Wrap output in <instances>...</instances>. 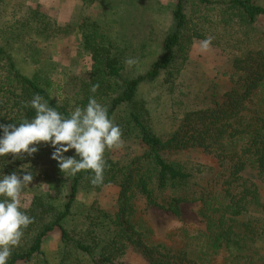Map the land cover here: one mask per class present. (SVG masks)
I'll return each instance as SVG.
<instances>
[{
	"label": "trees",
	"instance_id": "1",
	"mask_svg": "<svg viewBox=\"0 0 264 264\" xmlns=\"http://www.w3.org/2000/svg\"><path fill=\"white\" fill-rule=\"evenodd\" d=\"M197 1L204 5L224 3L235 12L234 15L232 11L226 12L229 13L226 23L236 18L237 22L249 26L264 16V5L254 0ZM184 3L185 0L176 1L174 28L163 39L159 60L146 72L123 79L121 85L115 82L121 70L117 58L110 55L107 47H94L90 87L99 84V88L95 93L89 89L86 97L72 105L57 103L36 81L22 75L0 47V123L19 124L24 119L34 118L35 110L25 105L37 94L65 117L77 106L86 107L90 97L99 98L100 103L107 100L108 116L113 120L118 106L136 103L142 82L157 78L163 71L171 77L179 48L184 47L185 41L189 43L192 36H201L197 31L186 34L189 20ZM247 38L240 54L230 62V87L221 96L212 92L202 103L194 102L189 107L178 101V111L173 109L171 115L175 127L165 135L155 132L137 109L129 112L126 122H115L123 136L136 129L144 152L125 162L106 159L104 183H114L119 188L118 210L112 219L117 230L110 240L102 243L97 254L93 251L98 244L75 240L77 249L90 254L91 264H120L116 260L130 246L140 251L146 264H214L213 257L221 251L227 254L225 264H264L261 248L264 202L256 182L264 176V34L256 44L250 43L249 36ZM116 85L119 88H115ZM189 150L209 154L214 158V166L204 167L202 171L197 166L195 171L164 154ZM51 152L50 147L41 146L34 158L10 162V156L0 157V178L13 171L21 174L23 164L24 169L32 170L34 178L50 181L53 178L46 169H39L37 173L35 170L39 155H51ZM73 154L65 153L66 156ZM91 176L92 173L82 171L70 177L68 198L61 207L36 195L21 209L34 222L24 230L20 246L12 250L7 264H16L40 253L43 238L55 227L61 230L63 243L74 241L62 222L71 212L78 189L84 185L93 187ZM139 195L146 206L177 217L181 215L182 204L197 203V213L204 226L196 236L175 246L154 241L151 228L144 227L143 218L137 216L135 200Z\"/></svg>",
	"mask_w": 264,
	"mask_h": 264
},
{
	"label": "rangeland",
	"instance_id": "2",
	"mask_svg": "<svg viewBox=\"0 0 264 264\" xmlns=\"http://www.w3.org/2000/svg\"><path fill=\"white\" fill-rule=\"evenodd\" d=\"M176 1L0 0V47L22 75L36 81L57 103L72 105L86 97L91 89L92 50L97 45L107 47L110 55L117 58L121 70L115 82L119 85L123 79L146 72L159 60L163 39L174 28ZM254 1L264 5V0ZM184 4L189 20L186 34L189 36L197 31L201 36H192L189 43L185 41L184 47L179 48L171 77L163 71L157 78L142 82L137 90L136 103L118 106L114 110V122H126L129 112L137 109L155 132L165 135L175 127L171 115L178 111V101L189 107L194 102L202 103L212 92L221 96L231 85V60L240 54L248 36L250 43L256 44L264 34V16L246 26L236 18L230 23L225 22L229 14L226 12L232 10L224 3L204 5L197 0H185ZM234 13L232 11L231 15ZM209 36L213 37L211 48L207 53H201L199 42ZM128 58L137 63L128 67L125 64ZM1 73L4 76V71ZM97 101L100 103L99 98ZM100 104L108 107L107 100ZM123 140L124 147L106 151L105 159L125 162L144 152L136 129L130 130ZM164 154L195 171L197 166L202 171L215 164L212 156L200 150ZM50 156L39 155L35 172L46 169L53 179L34 178L32 184L23 190L22 204L26 207L36 195L43 196L57 207L68 198L70 177L60 172L57 162ZM256 182L264 202V176ZM118 191L114 183L80 187L70 214L62 222L74 241L63 243L61 230L55 227L43 238L40 253L16 264H91L90 254L77 249L75 240L98 244L94 254L99 252L104 241L110 240L117 230L112 219L118 210ZM135 203L137 216L143 218L144 227L151 228L154 241L175 246L192 235L196 236L195 233L204 226L197 213V203L182 204L179 217L146 206L140 195ZM261 248L264 251V244ZM226 256L221 251L213 257V263L225 264ZM116 261L120 264H146L140 251L133 246Z\"/></svg>",
	"mask_w": 264,
	"mask_h": 264
},
{
	"label": "clouds",
	"instance_id": "3",
	"mask_svg": "<svg viewBox=\"0 0 264 264\" xmlns=\"http://www.w3.org/2000/svg\"><path fill=\"white\" fill-rule=\"evenodd\" d=\"M213 37L199 42V51L207 53ZM133 58L125 60L128 67L136 64ZM99 84L92 86L95 93ZM35 110L31 120L24 119L19 124L0 123V157H11L10 162L34 158L41 146L52 149L50 159L57 162L65 177H75L78 173L90 172V183L99 187L104 183L106 169L105 152H113L124 147L123 131L108 116L107 107L90 97L86 107H75L65 117L40 95H34L25 105ZM70 150L74 154L66 156ZM22 173L13 171L0 178V264H7L12 250L20 246L24 230L34 222L22 211L23 190L32 184L34 175L20 166Z\"/></svg>",
	"mask_w": 264,
	"mask_h": 264
}]
</instances>
